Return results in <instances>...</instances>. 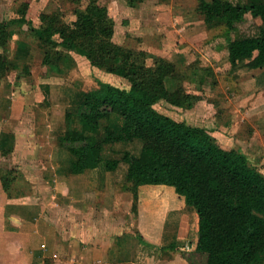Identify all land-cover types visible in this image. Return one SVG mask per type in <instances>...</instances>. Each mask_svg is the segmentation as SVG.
Returning <instances> with one entry per match:
<instances>
[{
  "label": "trees",
  "instance_id": "1",
  "mask_svg": "<svg viewBox=\"0 0 264 264\" xmlns=\"http://www.w3.org/2000/svg\"><path fill=\"white\" fill-rule=\"evenodd\" d=\"M100 1L70 0L74 20L43 12L33 26L26 18L30 0H24L15 17L0 20V82L19 68L8 47L14 35L24 34L33 37L50 72L68 74L75 53L124 79L128 87L97 81L96 88L77 92L76 98L72 94L75 110L65 112V130L56 136L69 172H114L125 164L120 188L132 194L135 212L139 186L170 187L197 218L193 250L170 244L188 264H264V175L243 152L220 144L207 129L154 107L162 101L189 110L201 97L185 89L182 73L169 60L115 43L113 21ZM142 1L126 3L135 7ZM196 12L206 28L234 32L227 43L231 69L245 61L248 68L264 70V0H198ZM247 16L260 23L254 34L239 36L237 26ZM21 72L29 74L28 67ZM135 142L136 153L113 148ZM107 149L118 156L106 155ZM12 172L1 176L5 190Z\"/></svg>",
  "mask_w": 264,
  "mask_h": 264
},
{
  "label": "rangeland",
  "instance_id": "2",
  "mask_svg": "<svg viewBox=\"0 0 264 264\" xmlns=\"http://www.w3.org/2000/svg\"><path fill=\"white\" fill-rule=\"evenodd\" d=\"M23 1L0 0V20L15 17ZM100 4L106 7L113 21L112 40L115 43L169 60L182 73L185 89L201 97L189 110L175 108L162 101L154 107L175 120L207 129L220 144L243 152L249 163L264 175V70L248 68L245 61L231 69L227 59V43L233 38L234 32H228L224 27L206 28L200 14L196 12L198 0H143L135 7L128 6L126 0H101ZM74 7L70 0H30L26 18L33 26H37L40 13L57 12L66 22H71L75 17ZM259 23L260 20L247 16L238 24L237 34L252 35ZM8 55L19 68L0 82V90L8 88L14 96L11 92L17 89L20 96H25V110L35 116L32 123L36 128L42 124V118L51 113L59 119L57 123L64 129L65 112L75 110L74 101H71L72 94L75 93L76 98L77 92L96 88L97 81L128 87L124 79L92 66L84 57L75 53L72 55L75 64L68 74L61 76L50 72L42 65V52L29 34H24V37L14 35L9 43ZM17 55L18 58H15ZM24 66L28 67L29 74L21 72ZM206 68L211 70L210 75H205ZM9 79L14 82L11 87L7 83ZM56 136L53 135V140L45 145L49 150V145L58 147ZM113 148L136 153L138 143L117 144ZM106 155L118 156L108 149ZM125 168L126 165L120 163L113 172L118 179L123 177L121 182H124ZM34 186L39 203H48L49 197L45 196L46 192L49 193L47 187L44 189L42 184ZM123 190L124 194L118 197L115 208L124 214L127 224L135 231L140 202L137 200L135 212L132 194L127 189ZM168 191L174 194L162 188L152 193L150 198L155 202L154 207L160 208L163 202H168ZM175 198L173 206L182 203L178 195L175 194ZM56 202L59 204L58 200ZM173 211L169 209L167 213L172 216ZM165 224H169V221ZM171 227L165 225L164 233H168L171 238L176 236L173 239L179 246L185 242L186 237H178L174 233L175 227ZM135 233L137 238V231ZM181 246L188 248L186 242ZM177 253L168 244L156 254L158 258L155 261L172 260Z\"/></svg>",
  "mask_w": 264,
  "mask_h": 264
},
{
  "label": "crops",
  "instance_id": "3",
  "mask_svg": "<svg viewBox=\"0 0 264 264\" xmlns=\"http://www.w3.org/2000/svg\"><path fill=\"white\" fill-rule=\"evenodd\" d=\"M7 83L14 84L11 79ZM7 89L0 90V264L188 263L179 252L172 260L155 259L162 248L178 243L176 236L164 233L165 225L174 226L178 237H186L187 249L195 248L197 218L192 208L186 209L183 200L173 206L176 198L171 192L174 196L156 208L150 196L170 187L139 186L136 238L124 214L115 208L124 194L123 177L101 169L71 174L59 146L49 145L50 150L45 146L53 135L63 134L65 123L63 129L50 113L36 128L35 116L25 110V96L17 89L12 96ZM9 170L13 172L5 190L1 176ZM35 184L47 187L48 203H39ZM169 209L174 215L167 213Z\"/></svg>",
  "mask_w": 264,
  "mask_h": 264
}]
</instances>
